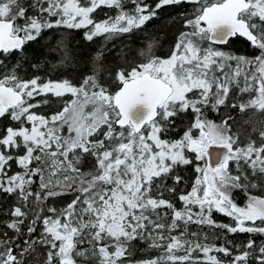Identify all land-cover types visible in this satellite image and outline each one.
I'll return each mask as SVG.
<instances>
[{
	"label": "snow or ice",
	"instance_id": "1",
	"mask_svg": "<svg viewBox=\"0 0 264 264\" xmlns=\"http://www.w3.org/2000/svg\"><path fill=\"white\" fill-rule=\"evenodd\" d=\"M182 4L195 6L192 18L181 14L185 30L167 57L153 55L148 23ZM101 8L115 14L96 20ZM61 27L84 30L88 42L138 34L143 60L108 71L114 93L96 66L53 79L41 73L44 53L25 49ZM237 43L258 54H237ZM13 53L17 64L0 72V194L15 201L4 213L14 235L0 233V264H26L38 246L46 249L44 264H77L89 254L99 264H264V239H256L264 237V196L249 194L264 191V0H35L31 9L0 0V55ZM24 65L35 70L25 69L27 78L18 75ZM0 68L7 69L4 59ZM53 102L51 115L34 111ZM139 105L147 112L137 122L131 112ZM222 108L252 110L244 123L258 129L259 143L234 131L230 112L218 122L207 117ZM189 112L182 135L165 138ZM212 147L222 150L214 164ZM85 157L95 160L93 171L79 167ZM13 164L19 171L11 172ZM189 165L195 178L177 208L165 193L186 183L176 170ZM237 191L247 194L243 206ZM214 212L232 223L217 222ZM225 233L248 238L234 244ZM139 250L157 254L135 259Z\"/></svg>",
	"mask_w": 264,
	"mask_h": 264
},
{
	"label": "trees",
	"instance_id": "2",
	"mask_svg": "<svg viewBox=\"0 0 264 264\" xmlns=\"http://www.w3.org/2000/svg\"><path fill=\"white\" fill-rule=\"evenodd\" d=\"M35 2V0H20V5L25 8L31 9V5ZM149 3L153 4L156 0H148ZM195 6L191 4H182L180 6L174 7H165L159 13L160 19H154L150 21L147 25V29L151 34V37L155 38V47L152 50V54L159 57H167L170 54L171 46L175 41L176 36L180 31L185 30L183 28V19L181 14H186L187 18H192V10ZM114 15V9L101 8L96 13H94V17L96 20L104 19L105 15ZM84 30H47L41 34V37L34 42H30L26 45V51L31 55L32 53L43 52L44 56L41 59V73L47 70L48 75L55 79L57 78L58 72H62L64 75H72L75 76L76 71L79 70L80 67H85L86 71H90L94 66L100 67L101 71L97 73L100 78L101 83L107 85L109 87L110 92H115L118 90V85L113 82V80L107 75L110 69H115L117 67H127L130 64H135L141 62L143 57L139 54L142 49H144L145 41L140 38L138 34H134L132 36H124V37H112L111 39H107L106 37H97L92 42H88L83 38ZM237 54L252 56L258 54V50L251 49L247 46H242L240 43L234 45ZM68 50L69 54L65 56L63 59H49L48 53L54 54L55 57H61L64 55L65 51ZM146 50V49H145ZM143 50V51H145ZM103 52L102 56L103 63L101 64L99 61H95V57L99 52ZM146 52V51H145ZM83 54V59L81 58ZM0 59L5 60V64L7 65V69L0 68V72H10L14 65L19 61V56L16 53H13L10 57L4 58L0 55ZM47 60V67H44V61ZM25 69L27 70V74L31 75L35 70L28 68L27 65H24L23 69H18V75L24 76ZM78 82V81H76ZM235 90L230 93L229 102H231V98L235 95ZM247 96L244 97L246 99ZM43 98L38 96L36 100L37 102L42 100ZM58 105L53 102L50 105H41L40 108L34 109L38 114L51 115L56 109ZM252 110L244 113L243 115L234 108H222L220 113H215L210 110L207 111V117L214 121H220L223 114L225 112H230L232 117L234 118L233 129L234 131H239L241 133L247 132L252 139L256 140L259 143V135L258 129L253 130L248 124L244 123V120L249 116ZM259 117V114H257ZM193 118V114L191 112L187 114H182L180 117L176 118V125L178 128L171 130L167 137L165 138H179L183 131L186 129L187 125L191 123ZM106 130V129H104ZM191 155V154H190ZM95 165V160L91 157H85L81 165L79 167L82 171L88 172L93 171ZM19 171V169L13 164L11 172ZM181 176L184 177L185 182H182L180 185H176L177 192L169 196L168 193H165L166 198H170L176 204L177 208L182 207V204L178 200V195L181 191L186 192L190 190L191 183L195 178V173L193 171V166H183L176 170ZM11 172L9 174H11ZM168 186H173V180H167ZM252 195L264 196V191L258 187L256 189L250 190ZM246 195L244 192L237 191L235 193V200L238 204L243 206L246 203ZM72 197L64 196L57 198L55 203L57 206L66 204L70 201ZM15 203L12 197H8L6 195L0 194V233L7 231L8 235L11 237L14 233L11 230L6 228V223L9 221L10 217L4 214L7 209L13 206ZM53 201H49V204H52ZM213 219L220 223H232L228 217H225L218 213H213ZM196 229L195 225L190 227V231H194ZM40 229L38 228V231ZM205 232L209 231L207 228L204 229ZM214 231H221L219 229ZM228 239L233 240L234 244H238L241 242L247 241V234H237L232 236L231 234H227ZM257 240L264 239V237H256ZM216 243L219 245L223 243L222 240H217ZM85 247H88L85 245ZM143 246L138 245V248ZM38 255L34 258L29 257L26 261V264H44V260L46 256L45 248L37 247L36 249ZM157 254L156 250H139L135 254V259H148L152 258ZM223 259H227L222 256V254H218ZM77 264H99V259L96 256L89 254L86 258L76 257Z\"/></svg>",
	"mask_w": 264,
	"mask_h": 264
},
{
	"label": "water",
	"instance_id": "3",
	"mask_svg": "<svg viewBox=\"0 0 264 264\" xmlns=\"http://www.w3.org/2000/svg\"><path fill=\"white\" fill-rule=\"evenodd\" d=\"M147 109L144 106L139 105L135 109L132 110L131 116L134 120L139 122L146 115ZM211 162L214 164L216 162V156L222 153V150L216 147H212L210 150Z\"/></svg>",
	"mask_w": 264,
	"mask_h": 264
},
{
	"label": "rangeland",
	"instance_id": "4",
	"mask_svg": "<svg viewBox=\"0 0 264 264\" xmlns=\"http://www.w3.org/2000/svg\"><path fill=\"white\" fill-rule=\"evenodd\" d=\"M56 30L60 31V30H63V28H55ZM65 30H67L66 28H64ZM102 37V36H101ZM33 102V101H32ZM35 103V102H34ZM198 134V133H197Z\"/></svg>",
	"mask_w": 264,
	"mask_h": 264
},
{
	"label": "clouds",
	"instance_id": "5",
	"mask_svg": "<svg viewBox=\"0 0 264 264\" xmlns=\"http://www.w3.org/2000/svg\"><path fill=\"white\" fill-rule=\"evenodd\" d=\"M154 47H155V44H153V49H154ZM145 51L147 52V49Z\"/></svg>",
	"mask_w": 264,
	"mask_h": 264
},
{
	"label": "flooded vegetation",
	"instance_id": "6",
	"mask_svg": "<svg viewBox=\"0 0 264 264\" xmlns=\"http://www.w3.org/2000/svg\"><path fill=\"white\" fill-rule=\"evenodd\" d=\"M221 47H223V46H221Z\"/></svg>",
	"mask_w": 264,
	"mask_h": 264
}]
</instances>
